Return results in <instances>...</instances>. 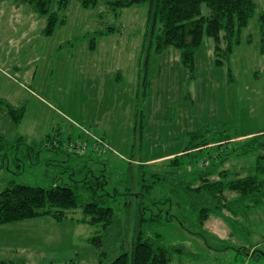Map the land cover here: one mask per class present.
Returning a JSON list of instances; mask_svg holds the SVG:
<instances>
[{"label":"rangeland","instance_id":"1","mask_svg":"<svg viewBox=\"0 0 264 264\" xmlns=\"http://www.w3.org/2000/svg\"><path fill=\"white\" fill-rule=\"evenodd\" d=\"M254 2L255 12L242 26L229 58L221 65L213 63L214 41L203 36L195 52L194 75L188 80L179 51L172 46L150 54L143 69L146 3L123 7L115 14L102 4L86 8L69 0L57 12L64 22L44 35L46 16L34 14L28 4L0 0V134L12 142L23 138L0 157V189L11 179L45 186L71 183L87 170L103 173L109 193L106 202L113 207L118 226L123 227L128 214L131 218L138 201L161 209L162 219L168 216L170 221L163 220L153 229L165 243H180L196 253V258L188 257L181 264H264V243L259 242L264 233L262 216L251 218L250 242H259L258 247L243 249L248 237L229 235L221 216L210 214L203 229L193 223L170 192L167 179L176 176H170L167 163L186 145V132L206 129L205 144L214 156L217 146L223 145L218 140L226 135L235 143L264 128V53L258 51L257 25L264 0ZM108 26L111 32L95 36V47H89V33ZM5 103L24 106L19 123L1 113L6 111ZM54 133L62 138L55 152L43 142L46 134ZM67 140L87 144L78 153L65 147ZM97 140L103 150L93 151ZM32 150L39 152L30 158L21 156ZM230 155L222 167L241 174L254 159L252 153ZM16 156L23 158L19 168ZM151 172L158 175L152 177ZM140 182L154 184L145 197L139 194ZM80 217L77 208L58 221L40 215L0 224V260L106 264V258L98 261L100 250L87 239L101 234V227L78 221Z\"/></svg>","mask_w":264,"mask_h":264},{"label":"trees","instance_id":"2","mask_svg":"<svg viewBox=\"0 0 264 264\" xmlns=\"http://www.w3.org/2000/svg\"><path fill=\"white\" fill-rule=\"evenodd\" d=\"M15 1L28 4L29 9L36 15L46 16L42 29L44 35H50L56 24L64 22L65 17L60 18L57 12L69 4V0ZM77 2L86 8L102 4L115 14L123 7L146 3V24L141 43L144 53L143 69L146 68L150 54L162 52L172 46L179 51L180 63L188 71V80L194 75L195 52L202 43L203 36H209L214 41L213 53L216 57L213 63L221 65V60L228 59L232 54L234 46L239 42L242 26L246 25L256 9L254 0H77ZM202 5L207 8L206 11H203ZM257 17L260 31L258 51L264 53V13H259ZM110 26L90 32L88 46L95 47V36L111 32ZM141 77L143 82H146L145 76ZM4 107L6 111L1 110L4 117L12 118L15 124L19 123L24 106L5 103ZM137 127L136 124L135 130ZM186 133L188 137L186 145L179 155L169 158L167 163L170 176L174 173L176 175V178H167L170 192L181 201L180 204L184 207L182 211L187 212L193 223L202 229L210 214L221 216L228 223L229 235L238 233L244 239L248 237L249 240L246 241L248 245H244L243 249L250 245L256 248L259 242L264 243V233L259 242H250L251 218L261 216L264 218V128L259 129L255 135L235 143L228 140L231 137L226 135L224 139L218 140V143L223 145L217 146L218 151L214 156L209 146L206 147L205 144L206 129L200 128ZM21 141L22 136L12 142L0 134V157L9 154L5 151ZM44 141L53 152L60 150L62 145V138L58 133L46 134L43 137ZM97 142L98 140L93 151L103 150ZM86 144L67 140L65 147L68 145L72 150H77L80 146L84 148ZM34 152L39 150L24 152L21 156L30 158ZM247 153L254 154V159L246 173L241 174L239 170L222 167L230 154ZM205 156L208 159H203ZM214 158L216 160L213 161ZM22 160L23 158L16 156L15 166L19 168ZM142 163L144 162L141 159L140 165H143ZM180 168H183V171L177 170ZM77 172L79 174L80 171ZM152 175L156 176L158 173L151 172ZM106 183L103 173L94 174L91 170L83 171L79 179L68 184L52 182L42 186L11 179L0 189V224L40 215H49L58 221L68 218L71 209L79 208L81 217L77 218L78 221L99 225L103 231L87 238L100 250L98 261L106 258V264H181L188 257L196 258V253L190 252L186 246L180 243L167 244L162 240L158 231L153 228L160 225L163 220L170 221V217L162 219L161 209L145 207L141 201L137 202V210L131 218L128 214L123 227L120 228L113 207L106 202L107 196L109 197L105 189ZM153 186V183L140 182L141 197L151 193ZM128 193L134 194L131 188ZM153 203L155 205V202ZM164 214H168L166 210ZM174 217L183 226L181 219L177 215ZM150 226L152 228L147 230ZM0 264L15 262L0 260Z\"/></svg>","mask_w":264,"mask_h":264},{"label":"built area","instance_id":"3","mask_svg":"<svg viewBox=\"0 0 264 264\" xmlns=\"http://www.w3.org/2000/svg\"><path fill=\"white\" fill-rule=\"evenodd\" d=\"M80 146V145H79ZM80 148H82L81 146H80Z\"/></svg>","mask_w":264,"mask_h":264}]
</instances>
